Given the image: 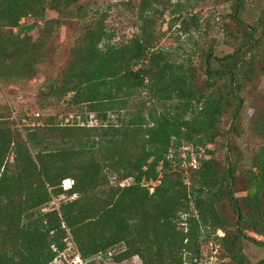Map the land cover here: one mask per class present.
<instances>
[{"label": "trees", "instance_id": "trees-1", "mask_svg": "<svg viewBox=\"0 0 264 264\" xmlns=\"http://www.w3.org/2000/svg\"><path fill=\"white\" fill-rule=\"evenodd\" d=\"M251 1L225 0L231 23L221 31L233 50L223 57L198 44L209 19L172 21L168 29L178 25L195 45L180 60L157 46L162 0H138L136 32L116 42L95 0H0V82L29 79L59 28L74 23L51 96L97 123L49 119L20 130L0 114V264H53L70 243L84 264H198L204 235L228 264H249L242 241L264 247V94L257 91L264 7L251 14ZM47 11L56 18L46 19ZM25 18L33 23L20 25ZM246 103L252 113L244 131ZM243 134L253 140L249 154L231 141ZM220 138L222 160L208 148ZM188 146L187 164L193 156L198 165L186 167V184L178 170ZM64 180L71 189L63 190ZM63 196L68 200L46 210Z\"/></svg>", "mask_w": 264, "mask_h": 264}, {"label": "rangeland", "instance_id": "rangeland-1", "mask_svg": "<svg viewBox=\"0 0 264 264\" xmlns=\"http://www.w3.org/2000/svg\"><path fill=\"white\" fill-rule=\"evenodd\" d=\"M95 1L98 2V8H101V12L107 15L105 23L114 38L113 42L121 39H128L136 32V14H133L132 11H135L134 9H136L138 0ZM162 2L163 5L159 7V11L162 12L163 15L157 22V28L163 33L160 42L157 44L159 48L166 49L176 54V57L180 60L186 58L188 53L194 51L195 45L188 39V36L177 33L179 29L178 25L172 29H168V26L177 18H183L189 14H200L202 21L207 19L210 20V28L198 39L199 46L210 48L212 54L217 57H223L232 52L233 48L224 43L221 31L224 24L231 23L229 19V14L231 13L230 5L225 2V0H162ZM178 4L179 7H177ZM248 4L251 14H254L256 12L254 7L256 5H262L264 7V0H253ZM54 18H56V14L47 11L46 19ZM248 20L251 21L252 19ZM32 23L33 20L31 18H25L21 20L20 25L28 26ZM40 28H42V22H38L37 27L29 34L32 39L38 36ZM77 28V25L74 23L63 24L59 28L58 34L46 55V60L43 59L45 62L34 67V74L29 79L15 80L8 83L0 82V114L4 117L9 116L7 118L10 120L20 122L17 125V128L20 130L24 126L29 127L46 124L49 119H52V123L58 126L83 124L82 120L86 117H88L87 123L91 121L93 126H96L97 123L93 119L94 116H87L86 114L77 113L75 109H69L64 102H57L55 98L51 96V91L48 92L46 96L42 92V89L52 87V81L58 76L65 55L75 40ZM16 31L17 30H13V32ZM196 38V34H193V40H196ZM257 91L259 94H264V77L261 78ZM251 113L252 110H250L249 104L246 103L241 111V125L244 131L245 124H247ZM110 121H112V117H110ZM227 128V125L223 123L222 131L227 130ZM231 141L242 154H249L253 146V140L249 135L247 137L243 134L236 138L233 136L231 137ZM222 144H224V140L220 138L216 143L208 146L210 150H215V156L220 160L223 159L224 152L226 151L222 150ZM188 147L192 149L191 146ZM194 165L197 167V159ZM179 166L180 169L178 171L182 174L183 181L187 184L188 174L186 167L188 165L186 164L183 166L180 164ZM173 168H176V165H173ZM130 183L131 181L127 180L124 184ZM157 184L158 182L150 183L153 187ZM150 191L152 192V189ZM240 196H243V193L237 194V197ZM66 200H68V198L65 196L54 200L46 206V210L56 208L60 201ZM222 235L223 233H218L217 236L223 237ZM246 236L255 241H261V238L253 233L247 232ZM217 247L212 237L207 239L204 235L201 240V245L199 246L201 256L198 260V264H228V260L221 257ZM241 251L249 264H257L264 260V247L255 245L249 240L244 239L242 241ZM93 262L96 264H116V262L114 263L110 258L97 261L93 260ZM53 264H66V261L61 257V259H57ZM120 264H141V262L137 258H132Z\"/></svg>", "mask_w": 264, "mask_h": 264}, {"label": "built area", "instance_id": "built-area-1", "mask_svg": "<svg viewBox=\"0 0 264 264\" xmlns=\"http://www.w3.org/2000/svg\"><path fill=\"white\" fill-rule=\"evenodd\" d=\"M83 125L84 124H81L80 126H83ZM87 126H93L92 122L90 121L89 123H87ZM188 151L192 152V150L189 147H185V148L182 149L180 158L182 160V165L183 166H185L187 164V162H186V159H187L186 152H188ZM194 163L196 164V161H195L194 157L192 156L191 163L190 164H187V165L195 168L196 166L194 165ZM66 183H68V184H66ZM72 185H73L72 181H70V180H64L62 182L61 187L63 188V190H69V189H71ZM69 248L70 249L67 251V253H64L62 255V258L65 259L66 264H68V263L69 264H84V262L80 259L78 253H74L75 247H74V245L72 243L69 244ZM69 257H71L70 260H69Z\"/></svg>", "mask_w": 264, "mask_h": 264}, {"label": "water", "instance_id": "water-1", "mask_svg": "<svg viewBox=\"0 0 264 264\" xmlns=\"http://www.w3.org/2000/svg\"><path fill=\"white\" fill-rule=\"evenodd\" d=\"M51 91V88L48 89H42V92L45 94V96L48 94V92Z\"/></svg>", "mask_w": 264, "mask_h": 264}]
</instances>
